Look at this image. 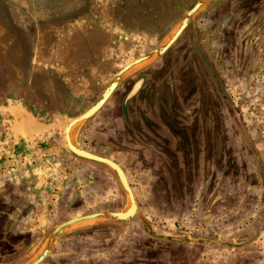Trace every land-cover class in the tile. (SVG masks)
Listing matches in <instances>:
<instances>
[{
    "label": "rangeland",
    "instance_id": "obj_1",
    "mask_svg": "<svg viewBox=\"0 0 264 264\" xmlns=\"http://www.w3.org/2000/svg\"><path fill=\"white\" fill-rule=\"evenodd\" d=\"M198 1L0 0V264L129 207L65 128ZM71 136L138 210L69 226L41 264H264V0H211Z\"/></svg>",
    "mask_w": 264,
    "mask_h": 264
},
{
    "label": "water",
    "instance_id": "obj_2",
    "mask_svg": "<svg viewBox=\"0 0 264 264\" xmlns=\"http://www.w3.org/2000/svg\"><path fill=\"white\" fill-rule=\"evenodd\" d=\"M210 1L211 0H199L186 13V15L183 17L180 24L178 25L177 29L174 31L172 36L166 42H164L162 45H160L158 48L154 49L153 51L138 57L137 59L129 62L123 68H121L116 73V75L114 76L110 84L107 86V88L105 89L101 97L88 110H86L81 115L74 117L73 119L69 121V123L67 124L65 128V140H66L69 150L80 157L108 165L119 177V180L129 197L130 205L126 210L110 211V212H106V211L94 212V213L85 214V215L74 217V218L64 221L63 223H61L55 228L45 248L43 249L41 254L35 258V260L31 264H41L46 259L49 252L51 251V248L54 242L71 225L81 223L84 221L99 220V219L128 221L135 216L138 210V205H137V201L135 198V194L133 192V189L131 187V184L129 182V179L123 167L111 158L95 154L89 150H86L78 146L72 139L71 131L75 125H77L78 123L82 121L90 119L105 105V103L114 93L115 89L122 82V80L125 78L128 72H130L133 68L137 67L138 65H141L142 63L152 59L153 57L163 55L177 41V39L181 36L183 31L188 27V25L193 20V18L203 8H205V6H207V4Z\"/></svg>",
    "mask_w": 264,
    "mask_h": 264
},
{
    "label": "flooded vegetation",
    "instance_id": "obj_3",
    "mask_svg": "<svg viewBox=\"0 0 264 264\" xmlns=\"http://www.w3.org/2000/svg\"><path fill=\"white\" fill-rule=\"evenodd\" d=\"M184 31H185V30H184ZM184 31H183V32H184ZM182 34H183V33H182ZM182 34H181V35H182ZM179 38H180V37H179ZM179 38H178V39H179ZM178 39H177V40H178ZM171 47H172V46H171ZM171 47H170V48H171ZM170 48H169V49H170ZM169 49H168V50H169ZM168 50H167V51H168ZM167 51H166V52H167ZM166 52H165V53H166ZM165 53H164V54H165ZM119 86H120V84L118 85V87H119ZM118 87L115 89V91L118 89ZM106 88H107V87H106ZM104 91H105V90H104ZM115 91H114V93H115ZM114 93H113V94H114ZM102 94H103V93H102ZM113 94H112V95H113ZM112 95H111V97H112ZM111 97H110V98H111ZM110 98H109V99H110ZM109 99H108V101H109ZM108 101H107V102H108ZM107 102L105 103V105L107 104ZM105 105H104V106H105ZM91 106H92V105H91ZM91 106H90V107H91ZM104 106H103V107H104ZM90 107H89V108H90ZM103 107H102V108H103ZM89 108H88V109H89ZM102 108H101V109H102ZM88 109H87V110H88ZM101 109H100V110H101ZM100 110H99V111H100ZM99 111H98V112H99ZM84 112H85V111H84ZM84 112H83V113H84ZM98 112H97V113H98ZM80 115H81V114H80ZM78 116H79V115H78ZM91 118H92V117H91ZM86 150H87V149H86ZM91 152H92V151H91ZM93 153H94V152H93ZM95 154H97V153H95ZM98 155H100V154H98ZM101 156H103V155H101ZM104 157H106V156H104ZM108 158H109V157H108ZM117 163H118V162H117ZM123 169H124V168H123Z\"/></svg>",
    "mask_w": 264,
    "mask_h": 264
},
{
    "label": "trees",
    "instance_id": "obj_4",
    "mask_svg": "<svg viewBox=\"0 0 264 264\" xmlns=\"http://www.w3.org/2000/svg\"><path fill=\"white\" fill-rule=\"evenodd\" d=\"M10 36H11V35H10ZM1 81L3 82V80L0 79V82H1Z\"/></svg>",
    "mask_w": 264,
    "mask_h": 264
}]
</instances>
